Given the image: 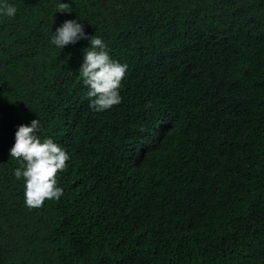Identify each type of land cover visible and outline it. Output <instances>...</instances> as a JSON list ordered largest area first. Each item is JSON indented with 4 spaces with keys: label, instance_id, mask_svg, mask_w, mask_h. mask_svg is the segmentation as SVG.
Here are the masks:
<instances>
[{
    "label": "trees",
    "instance_id": "trees-1",
    "mask_svg": "<svg viewBox=\"0 0 264 264\" xmlns=\"http://www.w3.org/2000/svg\"><path fill=\"white\" fill-rule=\"evenodd\" d=\"M0 17V264H264V0H8ZM67 2V0H65ZM78 19L127 65L96 112ZM68 153L63 194L24 204L20 124Z\"/></svg>",
    "mask_w": 264,
    "mask_h": 264
},
{
    "label": "clouds",
    "instance_id": "clouds-1",
    "mask_svg": "<svg viewBox=\"0 0 264 264\" xmlns=\"http://www.w3.org/2000/svg\"><path fill=\"white\" fill-rule=\"evenodd\" d=\"M71 3L72 0H56L55 12H71ZM17 11V7L8 0H0V17L12 18ZM82 39L87 40L90 46L83 49L78 77L87 87L89 108L101 112L121 103V82L127 65L113 59L102 38L95 34L89 36L78 19L62 21L54 32L51 31L49 44L61 50ZM39 129V119L18 125L14 143L9 148V156L21 164L13 170V175L18 180L23 179L24 204L30 209L41 207L46 199L58 200L62 196L57 173L67 167L69 159L65 148L51 136L41 139L37 135Z\"/></svg>",
    "mask_w": 264,
    "mask_h": 264
}]
</instances>
